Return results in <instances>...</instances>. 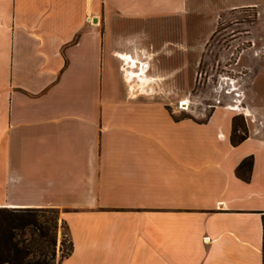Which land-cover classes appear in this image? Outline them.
Returning a JSON list of instances; mask_svg holds the SVG:
<instances>
[{
	"label": "crops",
	"instance_id": "1",
	"mask_svg": "<svg viewBox=\"0 0 264 264\" xmlns=\"http://www.w3.org/2000/svg\"><path fill=\"white\" fill-rule=\"evenodd\" d=\"M195 15V0H0V206L61 210L56 264H264V137L232 144L228 109L177 117L126 80L149 22Z\"/></svg>",
	"mask_w": 264,
	"mask_h": 264
},
{
	"label": "rangeland",
	"instance_id": "2",
	"mask_svg": "<svg viewBox=\"0 0 264 264\" xmlns=\"http://www.w3.org/2000/svg\"><path fill=\"white\" fill-rule=\"evenodd\" d=\"M195 1V20L188 18L185 26L177 19L149 22L136 43L132 56L140 59L134 69L156 78L152 92L142 94L177 117L196 120L217 106L240 104L242 109H228L235 135L256 131L264 137V0ZM108 87L114 88L115 80L106 74L102 91ZM57 213L39 209L37 224L19 233L31 240V262H57L67 252V225L60 209Z\"/></svg>",
	"mask_w": 264,
	"mask_h": 264
},
{
	"label": "trees",
	"instance_id": "3",
	"mask_svg": "<svg viewBox=\"0 0 264 264\" xmlns=\"http://www.w3.org/2000/svg\"><path fill=\"white\" fill-rule=\"evenodd\" d=\"M235 123L232 120V128L230 133V141L232 144H237L243 140L247 134L235 135ZM252 156L245 157L236 167L235 172L243 179H248L247 171L250 169ZM43 207H3L0 206V264H56V262H47L44 260H35L31 262V240L26 241L19 238L20 232H25L31 228V225H36V211ZM56 211L57 208L49 207ZM55 246V240L52 241ZM72 243L69 240L67 252L61 254L63 257L70 254ZM54 254V253H53ZM58 260V261H59Z\"/></svg>",
	"mask_w": 264,
	"mask_h": 264
},
{
	"label": "bare ground",
	"instance_id": "4",
	"mask_svg": "<svg viewBox=\"0 0 264 264\" xmlns=\"http://www.w3.org/2000/svg\"><path fill=\"white\" fill-rule=\"evenodd\" d=\"M139 59L135 56H130V55H128V57L126 58L128 65H129V67L125 70L126 80L129 84V89L132 95H136V93L138 92L140 93L152 92V90L154 89L153 87L154 81L156 80V78L149 76L146 71L142 69H139V70L134 69L136 67V66L134 67V64L136 65V63L139 62ZM126 64L127 63H125V65ZM185 103L186 102H183V104ZM239 105L230 106L228 107V109H235V108L242 109L241 107H239Z\"/></svg>",
	"mask_w": 264,
	"mask_h": 264
},
{
	"label": "flooded vegetation",
	"instance_id": "5",
	"mask_svg": "<svg viewBox=\"0 0 264 264\" xmlns=\"http://www.w3.org/2000/svg\"><path fill=\"white\" fill-rule=\"evenodd\" d=\"M183 105H187V104H183Z\"/></svg>",
	"mask_w": 264,
	"mask_h": 264
}]
</instances>
